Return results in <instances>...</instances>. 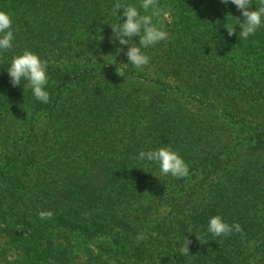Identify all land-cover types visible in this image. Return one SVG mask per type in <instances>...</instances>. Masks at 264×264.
Returning a JSON list of instances; mask_svg holds the SVG:
<instances>
[{"label": "trees", "instance_id": "1", "mask_svg": "<svg viewBox=\"0 0 264 264\" xmlns=\"http://www.w3.org/2000/svg\"><path fill=\"white\" fill-rule=\"evenodd\" d=\"M117 2L146 14L141 0H0L14 32L13 48L0 55L2 235L25 243V264L72 262L67 247L52 245L54 229L91 242L80 264H110L119 254L133 264H264V121L197 129L201 110L176 100L207 99L212 113L220 96L233 95L260 112L264 25L242 40L235 18L243 17L230 2L159 0L170 13L169 39L144 49L152 77L141 80L132 65L124 76L66 67L67 53L120 46L110 26L126 20L112 15ZM24 50L48 63L47 104L26 82L10 83L11 60ZM161 147L185 161L187 178L138 159ZM40 211L54 216L41 220ZM216 215L242 231L214 238L207 227Z\"/></svg>", "mask_w": 264, "mask_h": 264}, {"label": "clouds", "instance_id": "2", "mask_svg": "<svg viewBox=\"0 0 264 264\" xmlns=\"http://www.w3.org/2000/svg\"><path fill=\"white\" fill-rule=\"evenodd\" d=\"M224 5L229 2L236 6V9L241 12L243 22L239 18H235L238 22V27L241 31L238 33L239 39L247 40L250 36L255 35L256 31L264 25V0H258V6L252 10V0H220ZM140 8L144 13L131 4H123L117 2L112 7V15L116 16L118 21L124 20L122 24L117 23L110 25L113 31V37L119 41L120 45H127L128 50L125 53L128 63L122 66L132 65L137 70H143L150 63V57L142 52V48L146 49L155 46L160 42H167L169 33L164 30L163 20L170 17V13L160 7L159 0H141ZM123 10V15L117 13ZM154 19L156 23H154ZM219 24V20L216 22ZM12 18L4 11H0V55L13 48L14 32L12 30ZM228 35L236 34V28L224 25ZM133 38H138L137 43H131ZM103 37L101 36V40ZM48 63L46 60L32 53L29 50H24L22 54L12 58L10 67L7 73L10 77V83L13 87H19L23 81L27 87H30L35 100L40 103L47 104L50 101V94L46 91V86L49 82L47 74ZM117 74L124 76V72L117 70ZM139 160H147L158 165L161 175H171L176 179H183L189 176V167L178 153L168 147H161L156 150L139 153ZM54 216L52 211H40L38 217L41 220H50ZM233 231L241 232L239 224H228L223 221L219 215L209 219L207 232L215 237L230 236ZM197 239L204 243L200 236ZM142 237H138L140 239ZM191 241L186 238L182 247L179 249L181 255H189V245ZM91 247V245H90Z\"/></svg>", "mask_w": 264, "mask_h": 264}, {"label": "rangeland", "instance_id": "3", "mask_svg": "<svg viewBox=\"0 0 264 264\" xmlns=\"http://www.w3.org/2000/svg\"><path fill=\"white\" fill-rule=\"evenodd\" d=\"M126 45H120L116 47L111 46H96L90 49H82L79 52H70L65 55L62 59L64 65L69 68H81V69H103L107 70L109 74H116L117 70L122 71V68L127 66H122L127 64L128 60L125 55L127 52L124 48ZM122 48V49H121ZM142 52L147 53L146 50L142 48ZM146 66L142 71L140 70L139 74L141 80L146 79L147 77H152L154 71L148 70ZM166 81V80H165ZM148 84V83H145ZM168 90V87H166ZM170 90V89H169ZM220 96V95H219ZM176 98V96H175ZM182 103H189L188 107H193L197 110H201L199 113L203 122L197 129H241L238 127V120L244 119L246 121H264V103H262V109L260 112L248 111L247 107L240 105L234 96L227 99V96L222 95L217 99V102H214L218 111L208 113L205 111L207 103L209 100L203 99L202 101L198 100V97L194 100L193 98H188L186 102L184 98L177 99ZM238 119V120H237ZM42 122V120H40ZM225 123V124H224ZM240 125H243L239 122ZM2 226L0 220V264H25L24 256H21V250L25 246V243L21 241L12 240L4 235H2ZM24 235H28V231L19 228L18 230ZM52 245L60 247H67V252L72 254V262L70 264H80L84 262V252H86V246L89 247L91 242L83 241L79 238L77 232H71L65 229H54L53 230V240ZM93 249V247H91ZM71 251V252H70ZM86 254V253H85ZM122 256L119 254L116 259H110V264H133V259L129 262V258L121 260Z\"/></svg>", "mask_w": 264, "mask_h": 264}]
</instances>
